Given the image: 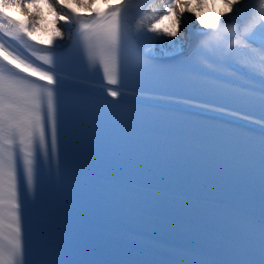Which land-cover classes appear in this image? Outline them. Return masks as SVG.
<instances>
[{
    "label": "snow or ice",
    "instance_id": "obj_1",
    "mask_svg": "<svg viewBox=\"0 0 264 264\" xmlns=\"http://www.w3.org/2000/svg\"><path fill=\"white\" fill-rule=\"evenodd\" d=\"M25 2L31 4L35 0H0V218L3 217V206L7 204L14 225L10 238L0 234V264H21L25 255L20 228L22 198L39 194L42 169L46 165L51 168L58 158L63 140V90L68 86V76L74 74L71 71L73 66L97 77L102 74V81L106 84L102 82L101 88L106 89L105 99L113 98L108 101L110 104L126 100L120 88L128 86L129 82L155 85L160 76L168 72L179 85L194 89L224 91L215 83L226 79L219 74L224 67L245 76L254 72L264 85V0H239V6L237 0H224L229 12L234 14L230 17L235 21L232 24L210 23L199 17L200 24L212 31H201L202 39L185 60L171 70L160 69L142 50L146 44L160 40L159 36L148 35L149 32H158L156 24L147 31L140 26L135 33L130 31L132 0L128 3L122 0L104 12L96 11L92 17L82 16L68 4L54 0L51 7L66 10L58 20L65 25L73 22L77 25L79 39L75 49L69 48L62 53L60 50L65 45L57 44L46 55L37 56L33 52L40 64L29 57L21 58L17 50H9V47L12 40L24 42V37L30 35L32 22L24 25L8 12V8L16 6L23 11ZM174 10L178 15L182 14L176 0H169L166 12ZM169 35L174 36L175 33ZM3 37H8L9 41L5 42ZM65 58L71 63L68 76H61L58 73L65 71ZM241 60L246 63L241 64ZM137 90L151 89L140 87ZM258 91L261 120H264V86ZM228 98L233 102L254 104L249 93H231ZM248 115L252 113H245ZM260 149L264 199V135H260ZM236 264H264V211L254 243L248 248L245 258Z\"/></svg>",
    "mask_w": 264,
    "mask_h": 264
},
{
    "label": "bare ground",
    "instance_id": "obj_2",
    "mask_svg": "<svg viewBox=\"0 0 264 264\" xmlns=\"http://www.w3.org/2000/svg\"><path fill=\"white\" fill-rule=\"evenodd\" d=\"M71 1V0H68ZM91 0H84V4L85 3H89ZM120 2H116V4H119ZM54 4L52 2V0H35V2L29 4L27 2H25L24 4V9H32L34 11V17H38V27L41 28V30L43 31H48L50 33V35H62L63 33H65L66 31L62 30V26H57V19H58V14H60L61 10L60 8L57 7H51L50 5ZM115 4V5H116ZM16 9H20L19 7ZM164 9L161 10L160 12H158L156 15H154L152 17L151 20H146V21H141V22H133L131 20L132 17H134L135 15L132 14V12L129 13V28L130 31L132 33H135L137 30V26H140L142 24H150V22L154 19H156L158 22H161L163 19V14H164ZM10 14L12 16H17L16 11H11ZM165 19V18H164ZM232 21L231 20H225V23L230 24ZM74 30H78V28L76 27ZM179 28L176 29L175 32V37L178 36L179 33ZM1 36V35H0ZM182 36H179L178 38H176V40L181 39ZM3 40L5 42H7L4 38ZM177 43V42H176ZM175 43V44H176ZM6 46L7 43H6ZM196 46V41H193V44L188 47L186 49V51L179 53L178 55H175L173 57H170L174 60H179L180 62H183L185 60V58L189 55V53L191 52L192 48ZM9 50H16L14 49L12 46L9 47ZM17 54L21 55L18 51ZM21 58H24L21 55ZM259 58H257L258 60ZM237 71H239V69H237ZM248 71V70H245ZM259 71V70H257ZM219 74L221 75L222 78L226 77L229 80H233L237 83L243 84V85H247V86H251V87H255V88H261L262 85L259 78L256 76V74L254 72H250L248 76L243 75L240 72H235L234 69L232 68H221L219 70ZM68 83L74 84V85H79V86H85V87H89V88H97L99 90H106L105 88H101L99 86L93 85V84H88L85 82H80L78 80H74L71 78H68Z\"/></svg>",
    "mask_w": 264,
    "mask_h": 264
},
{
    "label": "rangeland",
    "instance_id": "obj_3",
    "mask_svg": "<svg viewBox=\"0 0 264 264\" xmlns=\"http://www.w3.org/2000/svg\"><path fill=\"white\" fill-rule=\"evenodd\" d=\"M64 1H68V0H64ZM74 1L78 3H84V0H74ZM211 1L213 2L214 7L218 12L221 13V12L229 11L224 0H211ZM52 2L54 3V0H52ZM168 2L169 0H167L164 5L165 13L162 16L163 17L162 21L158 22L156 19H154L151 22V24L148 25L146 28H150L152 24H156L158 28V32H155V33L151 32L150 36H159L160 40L158 42L164 46L166 45L171 46L174 44V43H169V41H175V42L182 44L184 42V34H183L184 23H183L182 16L184 14L191 16L192 19H194L197 22V24H200L199 19H198L199 17H202L204 20L207 21L209 17V13H210L209 7H208L209 3H208V0H176L179 10L182 13L181 15H178L177 11L175 10L172 13L166 12V4ZM37 18L38 17H34V21H33L34 28L44 36L50 35L48 31H43L41 30V28L38 27ZM60 25H61L60 20L57 19V26H60ZM178 28L180 31L177 37L173 35H169L170 33H175L176 29ZM179 36H182V38L179 40H176V38H178ZM160 41H163V42H160Z\"/></svg>",
    "mask_w": 264,
    "mask_h": 264
}]
</instances>
